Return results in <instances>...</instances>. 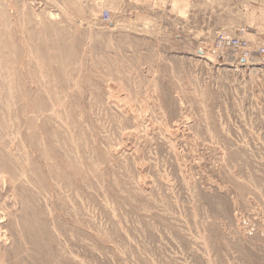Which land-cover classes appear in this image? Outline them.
Masks as SVG:
<instances>
[{
    "label": "rangeland",
    "instance_id": "1",
    "mask_svg": "<svg viewBox=\"0 0 264 264\" xmlns=\"http://www.w3.org/2000/svg\"><path fill=\"white\" fill-rule=\"evenodd\" d=\"M263 45L253 0H0V264H264Z\"/></svg>",
    "mask_w": 264,
    "mask_h": 264
},
{
    "label": "built area",
    "instance_id": "2",
    "mask_svg": "<svg viewBox=\"0 0 264 264\" xmlns=\"http://www.w3.org/2000/svg\"><path fill=\"white\" fill-rule=\"evenodd\" d=\"M103 17L105 21L110 20L111 13L108 9L104 11ZM214 45H215L214 46L215 53L216 52L224 53V52H227L228 50H234V51H240L242 55L244 56H247L249 54L246 47H243L245 46V42L241 40L238 36L228 31H223L219 33L216 37ZM258 53L261 56H264V45L258 49ZM243 58H246V57H243Z\"/></svg>",
    "mask_w": 264,
    "mask_h": 264
},
{
    "label": "crops",
    "instance_id": "3",
    "mask_svg": "<svg viewBox=\"0 0 264 264\" xmlns=\"http://www.w3.org/2000/svg\"><path fill=\"white\" fill-rule=\"evenodd\" d=\"M253 2L257 3L258 5L264 6V0H253Z\"/></svg>",
    "mask_w": 264,
    "mask_h": 264
},
{
    "label": "bare ground",
    "instance_id": "4",
    "mask_svg": "<svg viewBox=\"0 0 264 264\" xmlns=\"http://www.w3.org/2000/svg\"><path fill=\"white\" fill-rule=\"evenodd\" d=\"M241 40H243V39H241ZM244 42H245V46H243V47H246V49H247V43H246V41L245 40H243ZM242 49H244V48H242ZM249 52V51H248ZM250 55V52H249V54L247 55V57ZM246 57V56H245Z\"/></svg>",
    "mask_w": 264,
    "mask_h": 264
}]
</instances>
